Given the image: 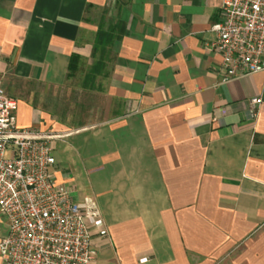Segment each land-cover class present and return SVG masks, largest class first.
I'll return each mask as SVG.
<instances>
[{"label":"crops","instance_id":"0c3cea01","mask_svg":"<svg viewBox=\"0 0 264 264\" xmlns=\"http://www.w3.org/2000/svg\"><path fill=\"white\" fill-rule=\"evenodd\" d=\"M109 2L0 0V86L19 128L68 133L54 177L101 207L109 234L95 237V264H264V72L224 80L206 48L223 0L121 9L102 124L75 128L38 103L31 87L65 85L72 53L89 65ZM8 231L0 213V240Z\"/></svg>","mask_w":264,"mask_h":264},{"label":"built area","instance_id":"2783aa9c","mask_svg":"<svg viewBox=\"0 0 264 264\" xmlns=\"http://www.w3.org/2000/svg\"><path fill=\"white\" fill-rule=\"evenodd\" d=\"M206 48L223 58L224 80L264 72V0H223ZM261 98L251 100L255 116ZM17 99L0 86V240L3 264H95V237L109 230L98 201H76L56 184L55 140L68 133L17 126Z\"/></svg>","mask_w":264,"mask_h":264},{"label":"rangeland","instance_id":"374dc122","mask_svg":"<svg viewBox=\"0 0 264 264\" xmlns=\"http://www.w3.org/2000/svg\"><path fill=\"white\" fill-rule=\"evenodd\" d=\"M115 15L117 12L112 11L111 16ZM85 77L86 64L81 63V70L65 85L58 88L34 85L31 88L38 94V103L62 121L75 128H80L85 123L97 126L105 121L108 95L101 90L86 91L83 87Z\"/></svg>","mask_w":264,"mask_h":264},{"label":"trees","instance_id":"16d2710c","mask_svg":"<svg viewBox=\"0 0 264 264\" xmlns=\"http://www.w3.org/2000/svg\"><path fill=\"white\" fill-rule=\"evenodd\" d=\"M130 0H110L96 21V32L92 42V55L86 67V77L83 84L86 91H104L103 81L110 77L112 66L109 64V54L114 45L125 37L126 22L120 17V11L129 5ZM112 11L117 15L111 16ZM81 70V55L74 52L70 58L68 81Z\"/></svg>","mask_w":264,"mask_h":264}]
</instances>
